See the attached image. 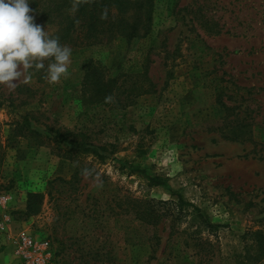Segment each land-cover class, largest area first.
I'll return each mask as SVG.
<instances>
[{
    "label": "rangeland",
    "instance_id": "rangeland-1",
    "mask_svg": "<svg viewBox=\"0 0 264 264\" xmlns=\"http://www.w3.org/2000/svg\"><path fill=\"white\" fill-rule=\"evenodd\" d=\"M148 11L132 36L71 48L60 83L42 70L15 91L0 86V196H9L0 264H24L19 234L47 241L48 264H238L242 235L264 233V0H152ZM88 62L127 88L146 68L155 91L126 106L85 103ZM25 116L39 130L81 134L107 157H58L14 132ZM131 228L150 240L124 243Z\"/></svg>",
    "mask_w": 264,
    "mask_h": 264
},
{
    "label": "trees",
    "instance_id": "trees-1",
    "mask_svg": "<svg viewBox=\"0 0 264 264\" xmlns=\"http://www.w3.org/2000/svg\"><path fill=\"white\" fill-rule=\"evenodd\" d=\"M151 2L152 0H94L91 4H81L75 14L71 12L72 0H29V6L34 10L37 23L44 25L47 31L53 29L50 35L58 36L61 44L76 48L90 47L116 37L132 36L137 32L136 27L140 24H142L141 29H146ZM105 7L108 9V18L101 20L99 17ZM134 10H140V14L139 12L133 14ZM135 76L136 82L130 83L127 88L125 83L119 82L120 75L105 78L99 68L88 62L83 69L80 82L81 98L88 104L109 105L112 103H105L104 98L113 94L116 106H126L137 96L155 91V85L148 77L146 68ZM14 130L20 136H29L37 146H51L58 157L67 160H74L81 154H91L98 160L107 157L104 154L107 150L105 146L87 141L81 137V134L62 132L49 126L39 130L27 116L17 123ZM135 169L145 177L150 187L164 185V181L159 176H148L145 170ZM176 201L180 208L182 205H187L182 201L181 196H177ZM143 216L145 221L150 223L152 215L145 211ZM201 223L205 228L214 227L206 219ZM130 231L133 233L129 232V236L123 238L124 243L128 245H144L150 240L146 235L139 234L135 228H131ZM242 239L245 242L242 259L245 261L238 264H262L264 233L259 230L246 232L242 235Z\"/></svg>",
    "mask_w": 264,
    "mask_h": 264
},
{
    "label": "clouds",
    "instance_id": "clouds-1",
    "mask_svg": "<svg viewBox=\"0 0 264 264\" xmlns=\"http://www.w3.org/2000/svg\"><path fill=\"white\" fill-rule=\"evenodd\" d=\"M94 0H72L71 12L75 14L83 3ZM29 0H0V86L15 91L18 85L32 80L34 73L43 70L49 84H58L70 75L72 49L60 43L44 25L36 22ZM108 18L105 7L99 17ZM79 21H77L78 23ZM105 103H115L113 94L104 98ZM78 162L73 163L77 167ZM80 175L92 178L94 186L103 187V180L94 167H84Z\"/></svg>",
    "mask_w": 264,
    "mask_h": 264
},
{
    "label": "built area",
    "instance_id": "built-area-1",
    "mask_svg": "<svg viewBox=\"0 0 264 264\" xmlns=\"http://www.w3.org/2000/svg\"><path fill=\"white\" fill-rule=\"evenodd\" d=\"M9 202L8 195L0 196V206L5 207ZM7 216L3 214L0 221V233H6ZM14 254L18 256L24 264H48L50 259L47 241L36 242L31 236L19 234L14 241Z\"/></svg>",
    "mask_w": 264,
    "mask_h": 264
}]
</instances>
